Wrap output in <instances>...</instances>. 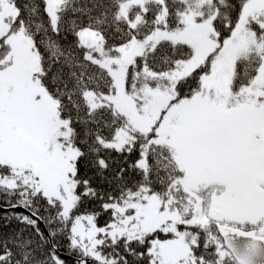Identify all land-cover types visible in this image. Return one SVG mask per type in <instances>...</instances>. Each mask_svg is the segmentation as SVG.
<instances>
[{
	"label": "snow or ice",
	"instance_id": "1",
	"mask_svg": "<svg viewBox=\"0 0 264 264\" xmlns=\"http://www.w3.org/2000/svg\"><path fill=\"white\" fill-rule=\"evenodd\" d=\"M0 264H264V0H0Z\"/></svg>",
	"mask_w": 264,
	"mask_h": 264
}]
</instances>
